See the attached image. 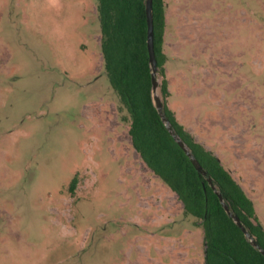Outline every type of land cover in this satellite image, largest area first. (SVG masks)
I'll use <instances>...</instances> for the list:
<instances>
[{"label":"rangeland","instance_id":"obj_1","mask_svg":"<svg viewBox=\"0 0 264 264\" xmlns=\"http://www.w3.org/2000/svg\"><path fill=\"white\" fill-rule=\"evenodd\" d=\"M166 2L168 106L264 224V0ZM96 6L0 0V264H205L132 146Z\"/></svg>","mask_w":264,"mask_h":264},{"label":"trees","instance_id":"obj_2","mask_svg":"<svg viewBox=\"0 0 264 264\" xmlns=\"http://www.w3.org/2000/svg\"><path fill=\"white\" fill-rule=\"evenodd\" d=\"M100 49L105 74L119 99L122 120L129 124L132 146L146 167L177 195L184 215L202 227L205 264H264L244 232L226 213L207 178L163 123L153 101L148 49L146 0H97ZM154 45L165 114L174 130L207 171L251 236L264 249V224L254 200L222 160L180 123L168 106L170 97L165 53L167 2L153 0ZM76 186V179L72 187Z\"/></svg>","mask_w":264,"mask_h":264},{"label":"water","instance_id":"obj_3","mask_svg":"<svg viewBox=\"0 0 264 264\" xmlns=\"http://www.w3.org/2000/svg\"><path fill=\"white\" fill-rule=\"evenodd\" d=\"M146 15H147V22H148V49H149L150 65H151V71H152V84H153L152 93H153L154 105L163 123L165 124L167 130L172 135V137L175 139V141L179 144V146L185 151L187 156L191 159L198 173L207 178L209 185L213 188L215 193L218 195L220 202L223 208L225 209L226 213L233 219V221L244 232L246 238L250 241L252 246L264 255V249L251 236L247 228L243 225L240 218L232 212L230 206L225 201L223 194L217 189L213 180L210 177H208L207 171H205V169L199 163V161L194 156V154L191 152V150L187 147V145L183 142L181 137L174 130L170 120L167 118L165 114L164 102L161 96L162 92H161L160 80L158 76L157 57H156L155 45H154L153 0H146Z\"/></svg>","mask_w":264,"mask_h":264},{"label":"crops","instance_id":"obj_4","mask_svg":"<svg viewBox=\"0 0 264 264\" xmlns=\"http://www.w3.org/2000/svg\"><path fill=\"white\" fill-rule=\"evenodd\" d=\"M166 36H167V29H166ZM166 36H165V46H166ZM166 53V52H165ZM175 194V193H174ZM176 198H177V195L175 194ZM179 201V200H178ZM180 202V201H179ZM181 203V202H180ZM182 204V203H181ZM182 210H183V205H182Z\"/></svg>","mask_w":264,"mask_h":264}]
</instances>
